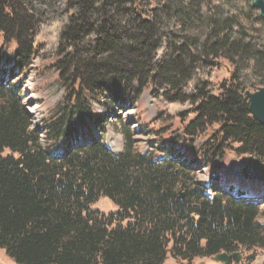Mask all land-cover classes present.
Instances as JSON below:
<instances>
[{"label": "trees", "instance_id": "1", "mask_svg": "<svg viewBox=\"0 0 264 264\" xmlns=\"http://www.w3.org/2000/svg\"><path fill=\"white\" fill-rule=\"evenodd\" d=\"M230 9V0H0V249L8 258H264V183L218 172L206 186L195 167L229 153L264 160V125L245 97L264 86V51L236 32V19L225 16ZM37 63L38 75L56 78L64 92L41 129L21 99ZM221 66L229 77L217 85ZM146 93L161 94L173 106L169 115L188 108L177 130L163 112L156 116L162 158L139 150L125 126L120 154L93 136L107 115L142 104ZM103 198L117 212L95 209Z\"/></svg>", "mask_w": 264, "mask_h": 264}, {"label": "rangeland", "instance_id": "2", "mask_svg": "<svg viewBox=\"0 0 264 264\" xmlns=\"http://www.w3.org/2000/svg\"><path fill=\"white\" fill-rule=\"evenodd\" d=\"M231 9L226 12L225 16L236 19V32L241 31L242 36L247 42L251 43L256 49L264 51V18L261 16L258 9L253 8L252 0H230ZM208 17L207 12L204 13ZM209 30H205L203 38L208 35ZM13 50V47H12ZM224 63V62H223ZM38 63L34 64L29 70L27 81L22 85L23 95L21 96L22 102L26 110L31 116L35 129H41L46 120L50 117L51 110L60 102L63 97V90L57 83V79L47 80L38 75ZM229 74L225 67L221 66L216 73V84L221 85L228 80ZM19 83L16 79L14 84ZM262 86L261 88H263ZM258 89H253L251 92H256ZM170 106L161 94L155 98L150 93L143 96L142 104L135 106L125 105L122 110L107 115L108 122L101 128L93 127V136L102 139L103 142L116 154L122 153L125 147V137L122 133V128L125 126L129 128L134 134L135 146L142 152L155 151L157 157L162 158V154H157V137L154 130L162 127L161 123L155 122L156 116L163 112L166 123L172 124V128L177 130L181 128L179 115L188 111V108H178L171 115L168 114ZM101 113H106L104 109L97 108ZM192 119L190 116L187 120ZM181 133V131H180ZM174 155L177 152L170 149ZM188 156V155H187ZM198 167V179L206 186L212 185L216 179V173L222 172L225 177L247 179L252 181H261L264 183V160H260L251 156L238 157L233 153H229L223 162L216 161L209 167L202 166L201 164L195 165ZM222 187L224 190H229L230 186L225 184H216L214 189ZM213 195L210 192V196ZM233 197L234 194L232 195ZM253 197V196H252ZM251 197V198H252ZM246 198V196H245ZM94 208L109 214L117 212V208L108 199H101ZM260 217L264 220V203L260 206ZM244 256L248 254L242 250ZM264 258L261 252L258 253L256 264H262ZM0 264H15L5 251L0 249ZM165 264H181L174 260L171 256L168 257ZM192 264H216L210 258L195 260Z\"/></svg>", "mask_w": 264, "mask_h": 264}, {"label": "water", "instance_id": "3", "mask_svg": "<svg viewBox=\"0 0 264 264\" xmlns=\"http://www.w3.org/2000/svg\"><path fill=\"white\" fill-rule=\"evenodd\" d=\"M252 6L260 11L261 16L264 18V0H252ZM248 100L250 113L262 125H264V87L259 88L256 92L248 91L245 94ZM211 260L216 264H231L232 262L242 263L243 256L240 253L219 254Z\"/></svg>", "mask_w": 264, "mask_h": 264}]
</instances>
